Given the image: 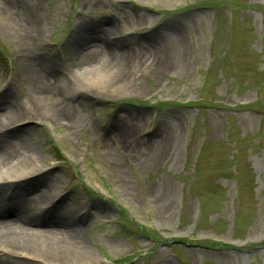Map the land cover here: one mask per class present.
I'll return each instance as SVG.
<instances>
[{
	"label": "rangeland",
	"instance_id": "obj_1",
	"mask_svg": "<svg viewBox=\"0 0 264 264\" xmlns=\"http://www.w3.org/2000/svg\"><path fill=\"white\" fill-rule=\"evenodd\" d=\"M31 71L68 104L61 122L29 97ZM5 97L0 143L38 170L15 200L39 194L27 214L86 251L8 239L48 258L6 264H264V0H0Z\"/></svg>",
	"mask_w": 264,
	"mask_h": 264
},
{
	"label": "bare ground",
	"instance_id": "obj_2",
	"mask_svg": "<svg viewBox=\"0 0 264 264\" xmlns=\"http://www.w3.org/2000/svg\"><path fill=\"white\" fill-rule=\"evenodd\" d=\"M8 9L9 8H6V11H8ZM101 30L102 29H97V32ZM102 51L104 52V55H106L107 60L110 61V59H117L120 62L122 61L120 56L121 54L112 52L109 48H105ZM95 55L96 54H94L93 57H95ZM26 70L27 66L23 63V71L26 72ZM31 74L33 75L30 80L33 81V84L30 82L32 85L29 90V97L32 99L45 101L51 109V120L55 123L61 122L60 119H65V116L62 115L63 112H68V104L60 100L61 105H58L56 102L57 100L55 92L50 86V80L47 75L35 76L34 72L32 71L30 75ZM66 87L68 92H70L68 86ZM13 101L14 99L5 97L3 102L0 103V110L3 113H9L15 105ZM60 111L62 114H59ZM73 126V122H69V124H67V127ZM22 157H25V153H23L22 150L20 152L19 149H15L10 143L7 142L0 143V245H2L8 239H15L21 242H26L29 240L34 244L37 243L40 245H46L56 249H69L72 252L85 254L86 251L84 249V241L82 240L81 236L78 235L79 232L77 229L66 226L67 224L62 222L63 220L61 222L56 221V219L51 218L52 216L47 217L46 215H39L35 217L34 214H27L29 213V210H27L29 206L38 205L39 194L25 197L23 200H15L17 192H14L15 188H12L13 185L21 184L28 177L38 171L37 169L16 170V168L23 164V161L21 160ZM5 166L10 167L8 169H4ZM47 182L48 181L44 182L45 188L47 187ZM46 191L47 190H43L42 193ZM61 199L62 197L56 202L54 201L51 207L47 210H54L59 203L58 201ZM162 202L164 206L167 205L169 202V197L164 196L162 198ZM62 208H64V205ZM70 211L74 213V208L71 207ZM36 226L45 228L36 230L33 229V227ZM0 252L36 258L40 257L43 259L48 258L42 254V252L45 253V251L40 252L38 250L37 252L35 249H30L23 245H15L14 247L0 246ZM96 259L97 258L95 256L92 257V255H82V257L77 259V264H93L95 263L94 261ZM0 264L6 263L3 259H0Z\"/></svg>",
	"mask_w": 264,
	"mask_h": 264
},
{
	"label": "trees",
	"instance_id": "obj_3",
	"mask_svg": "<svg viewBox=\"0 0 264 264\" xmlns=\"http://www.w3.org/2000/svg\"><path fill=\"white\" fill-rule=\"evenodd\" d=\"M210 3V2H209ZM200 6H202V7H205V8H211V9H213L214 10V12H215V15L217 14V12H218V8H217V5H215V4H213V3H210V4H208V3H206V2H202V3H200L199 4ZM231 12V14L232 13H234V11H230ZM228 22H230V24H231V20H228ZM218 43H217V41H214L213 42V44L211 45V65H213V67H211V68H209V71H208V73H210L212 70H213V68H220L219 66H217V63L219 62L218 61V56H217V52H218ZM222 76L223 75H225V73L223 72L222 74H221ZM198 109H203V108H205L206 106H204V105H200V104H197V105H195ZM135 229H136V231L138 232H140L142 229L140 228V227H138V226H135Z\"/></svg>",
	"mask_w": 264,
	"mask_h": 264
}]
</instances>
